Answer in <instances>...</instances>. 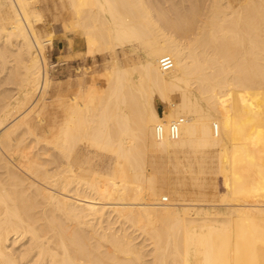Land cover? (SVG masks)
Masks as SVG:
<instances>
[{"label":"bare ground","instance_id":"1","mask_svg":"<svg viewBox=\"0 0 264 264\" xmlns=\"http://www.w3.org/2000/svg\"><path fill=\"white\" fill-rule=\"evenodd\" d=\"M66 1L87 57L108 53V87L40 133L53 38L36 0H0V264H264V0ZM127 46L146 53L135 75L117 61ZM191 152L222 173L224 204L167 190L161 161Z\"/></svg>","mask_w":264,"mask_h":264},{"label":"rangeland","instance_id":"2","mask_svg":"<svg viewBox=\"0 0 264 264\" xmlns=\"http://www.w3.org/2000/svg\"><path fill=\"white\" fill-rule=\"evenodd\" d=\"M64 1L65 0H36V2L34 4L35 10L36 11L38 10V12L40 11L39 13L41 15V20H42V21L40 20V22L37 24V29H38L39 33L44 38H46V36H48L49 34L53 38V45L52 46L49 45V47L45 51V53H46L45 55H46V59H47V61H46L47 75L51 81L50 82V88H49V90L45 96V100L41 102L42 104L40 103L41 107L43 104H45V108H44V111L41 112L40 116H37V114H36V115H33L31 117V120L34 121V123L37 127V130L39 132L41 131V130H39V128L44 129V128H48V127L49 128L50 127H56L59 124H61L65 119L64 117L66 116L65 115V113H66L65 108L72 102V98H75L76 96H78L80 91L85 90V88L88 89L89 87L91 89V88H94V86H95V89L99 93H102V92L106 91V87H108L107 86V79H108V75H109V71H110L109 69H111V68H109L110 67L109 62L111 60L109 59L108 53H106V54L102 53V54H99L97 56L87 57L86 47H85V43L83 41V37L80 36L79 33L75 34L76 31H74V30H76V29H74L72 31L70 30V27H69L70 22L73 23L74 21L72 20V18L70 16L71 14H69L70 9L68 8V4H67L68 2L66 1V3H65ZM174 1L177 2V0H174ZM184 1L186 2V0H184ZM60 2L63 4H61ZM178 2H182V0H179ZM68 30H70V31H68ZM135 48L137 50L136 49L134 50L131 46H127L124 50L119 48L116 51V53H117L116 56H117V61L119 62L118 63L119 66L123 69H127L129 71V73L132 72L133 75H135V73L137 74V72L133 71V69H131L132 65L135 66L134 64H138L140 61L143 62V61H145L144 59L146 58L145 50L142 47H140L141 49L138 47H135ZM122 66H124V67H122ZM125 66L126 67L131 66V68H125ZM179 99H180V97H179L178 92L172 91L169 93V95H168L169 102L167 103L166 106H167V109L169 110L170 113L176 112L180 108ZM155 106L157 107V111L159 110V108H161L162 110L164 109V105L161 104L157 100L155 101ZM40 109L38 111V114H40ZM9 110H10V112L8 111V113L10 115L8 114V116H11L13 114L12 111H14V110L12 108H10ZM158 113H159V111H158ZM39 118L42 119L43 121L37 122ZM82 146H83V143L78 146L77 151H79V150L84 151ZM91 156L90 157L93 159V161L95 163H98L97 164L98 167L99 168L101 167V169L104 173V171H105V169H107V167H104L105 163L101 164V160L103 158L102 154L92 153ZM181 156H182V158H181ZM193 156L195 157V159ZM179 157H180V160L182 159L181 161L179 160L180 165L178 166V168H174V169H173L174 166L172 164H170V163L168 164L167 161L162 160L161 163L164 164L163 168L166 170L162 172L164 174L161 173L159 175L161 177H162V175H164V177L167 178L168 184L170 183L169 185L167 184V190H169V192H171V194L173 192V198L175 199V201L179 200L178 204L180 203L181 205L182 204L186 205V203H187L188 205H191V206L197 205L194 202L198 203L197 201H199L198 205L205 207V208H211V207H209L210 205H212L211 203H213V204L217 203L218 204L220 199L224 198L223 195H224V192L226 191L225 184L223 183L224 177H222L223 176L222 173H219L220 171L217 169V167L214 164L213 165H210V164L206 165V169L209 167H210V170L212 169L211 171H208L209 175H208L206 169L202 171V170H200V168H197V167H199V163H198L197 158H200V155H198V154H194V153L192 154V152H191L187 155L186 154L180 155ZM185 158H186L187 162L184 160ZM193 160H195V161H193ZM107 163H108V161H106V165H107ZM99 164L102 165L103 167L99 166ZM181 166H183V168H181ZM184 166H185V168H184ZM187 166L189 167L188 169H186ZM166 167H168V171H169V173H166V174H168V176L170 178L168 176H165V172H168ZM191 168H193V169L191 170ZM214 168L217 171H213ZM178 169L180 171L179 174L177 173V172H179V171H177ZM194 169H195V171H194ZM196 169H197V171H200V172L202 171V174H200V172H199V175H198L200 178H198V176H197L198 172L196 171ZM173 170L176 171L175 174H174ZM185 171H187V172H185ZM170 172L173 175H170ZM188 172H190L191 174L193 173L195 176L193 174H192L193 176H191V174ZM214 172H216V175L213 174ZM176 173L178 174V176H176L177 178L178 177L179 178L184 177V179H182V182H181V179L178 178L179 179L178 180L175 177V175H177ZM184 173H186V174L184 175ZM210 173L215 175V176H212ZM188 174H190L191 178ZM202 175H203V178H202ZM185 176H186V178H185ZM196 177L199 179V181L198 180L197 181L200 184L199 183L196 184V182H197L195 180V179H197ZM172 178H174V179H172ZM192 178L195 181H192ZM205 178L207 180H205ZM214 178H215V180H214L215 182L213 180H212V182H209V181H211V179H214ZM169 179H172V180H169ZM200 179H203V181ZM204 180L206 182H204ZM174 182H177V183H174ZM178 182H180V184ZM189 182L192 183V184L190 183L191 186L189 185ZM184 183H186L185 184L186 186L184 185ZM202 183H204V185H203L204 189H200L201 187H203ZM205 183L207 184V188H206ZM176 185H177V187H176ZM178 185L179 186L181 185V186L179 187ZM192 185H194L195 188L196 187H198V188L195 189ZM182 186H183V188H182ZM176 188H178V189H176ZM175 189H176V191L178 190L177 191L178 193H175L176 192V191H174ZM183 190H184V192H183ZM191 190L196 191V192H198V190H199L200 194L202 191L203 196L200 197L199 192L196 194V192H193ZM186 192L189 195L193 194L196 200L193 198L192 195L188 196L186 194ZM213 192H215V193H213ZM184 193H185L186 197H184L185 196V195H183ZM205 194H208V195L205 196ZM178 195H179V197H178ZM182 195H183V197H182ZM198 195H199V197H197V198H199V199L196 198V196H198ZM216 195H217V200H216ZM208 196L210 197V199H212V200L214 199L215 203H214V201H211ZM188 198L191 200H189ZM204 199H206V202H204L205 201ZM184 200L186 201V203ZM188 200L191 204L188 203ZM202 201L206 204L202 203ZM207 201H209V202H207ZM221 201L219 204H224V202L221 203ZM165 202H166V200H165ZM200 202L202 204H200ZM192 203H193V205H192ZM198 205L196 207H198Z\"/></svg>","mask_w":264,"mask_h":264},{"label":"built area","instance_id":"3","mask_svg":"<svg viewBox=\"0 0 264 264\" xmlns=\"http://www.w3.org/2000/svg\"><path fill=\"white\" fill-rule=\"evenodd\" d=\"M162 70H168L172 67V60L169 57H164L160 60ZM159 131V130H158Z\"/></svg>","mask_w":264,"mask_h":264},{"label":"water","instance_id":"4","mask_svg":"<svg viewBox=\"0 0 264 264\" xmlns=\"http://www.w3.org/2000/svg\"><path fill=\"white\" fill-rule=\"evenodd\" d=\"M158 111H159V113H162V109H161V108H159V110H158Z\"/></svg>","mask_w":264,"mask_h":264}]
</instances>
